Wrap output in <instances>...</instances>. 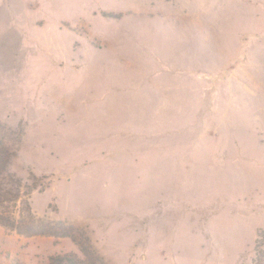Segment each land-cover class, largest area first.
Returning a JSON list of instances; mask_svg holds the SVG:
<instances>
[{"label": "rangeland", "instance_id": "1", "mask_svg": "<svg viewBox=\"0 0 264 264\" xmlns=\"http://www.w3.org/2000/svg\"><path fill=\"white\" fill-rule=\"evenodd\" d=\"M0 147V264H254L264 0H0Z\"/></svg>", "mask_w": 264, "mask_h": 264}, {"label": "trees", "instance_id": "2", "mask_svg": "<svg viewBox=\"0 0 264 264\" xmlns=\"http://www.w3.org/2000/svg\"><path fill=\"white\" fill-rule=\"evenodd\" d=\"M12 154L0 147V212L5 214L9 207L18 204H26L31 192L35 189L23 186L21 181L10 172ZM23 187L26 190H23ZM5 210V211H3ZM0 213V224L5 223L7 216L3 217ZM69 261V260H67ZM70 264H75L70 262ZM56 264H61L57 261ZM254 264H264V245L260 247L258 259Z\"/></svg>", "mask_w": 264, "mask_h": 264}]
</instances>
